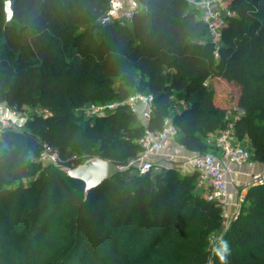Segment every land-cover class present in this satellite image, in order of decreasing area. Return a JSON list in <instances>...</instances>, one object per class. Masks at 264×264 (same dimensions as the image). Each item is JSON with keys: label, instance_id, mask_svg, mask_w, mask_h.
<instances>
[{"label": "trees", "instance_id": "1", "mask_svg": "<svg viewBox=\"0 0 264 264\" xmlns=\"http://www.w3.org/2000/svg\"><path fill=\"white\" fill-rule=\"evenodd\" d=\"M138 1L131 19L97 26L110 0H14L10 25L0 0V101L36 110L0 131V250L37 262L66 242L54 264H264V181L247 186L211 250L222 212L196 173L129 164L168 116L189 150L220 155L210 136L231 124L264 163V0H228L218 45L189 0ZM134 91L153 96L146 124L127 107ZM44 143L60 164L36 158ZM86 152L117 168L85 196L63 168Z\"/></svg>", "mask_w": 264, "mask_h": 264}, {"label": "built area", "instance_id": "2", "mask_svg": "<svg viewBox=\"0 0 264 264\" xmlns=\"http://www.w3.org/2000/svg\"><path fill=\"white\" fill-rule=\"evenodd\" d=\"M189 2L202 9V19L206 24L209 37L220 39L226 18L235 14L234 10L229 6L228 0H189ZM140 9L141 5L138 0H128V2L125 0H110L106 14L112 20H129ZM126 104L128 109L137 114L142 122L146 124L154 106V99L150 93L134 91L126 99ZM115 105H117V102L113 101L103 105L92 104V113H102ZM20 117V113L13 109H10L7 115L0 113V131ZM175 133L176 128L169 116L164 119L161 129L156 131L147 129L139 140L141 151L136 158L129 161V164L135 166L139 173L150 171L155 167L156 158L169 145L171 148L169 158H178L182 163L190 166L197 175L196 184L204 190L205 198L215 201L221 207L222 224H226L227 205L230 195L229 182L226 178L229 170L227 161L243 163L249 159L250 151L238 141L233 133L231 124H228L214 139V144L222 151L220 155L208 151L187 154L186 148L175 141ZM38 159L56 165L62 162L57 149L48 143L42 144ZM259 176L254 175L253 178L255 179ZM238 207L239 204L234 216L238 211ZM218 237L215 236L210 240L211 250L215 248ZM206 264H211V262L208 261Z\"/></svg>", "mask_w": 264, "mask_h": 264}, {"label": "crops", "instance_id": "3", "mask_svg": "<svg viewBox=\"0 0 264 264\" xmlns=\"http://www.w3.org/2000/svg\"><path fill=\"white\" fill-rule=\"evenodd\" d=\"M128 2V0H125ZM238 113L241 114L242 110L237 109ZM10 112V108L2 101H0V113L7 115ZM233 115L231 116L234 118ZM217 136H210V141L214 143V139ZM187 154H192L194 151L185 149ZM171 153L170 146H166L161 152L160 156L156 158L155 169H159L161 167H175L180 169L183 172L191 173L193 172L190 166L186 163H182L178 158L170 159L169 154ZM228 164V172L226 174V178L229 182V202L227 205V218L226 224H223V230H225L230 224L231 220L234 217V214L237 210L238 204H240L243 195L246 192L247 186L251 183H257L264 181V163L259 161H252L247 159L243 163H235L227 161ZM254 175H260L258 178H253Z\"/></svg>", "mask_w": 264, "mask_h": 264}, {"label": "water", "instance_id": "4", "mask_svg": "<svg viewBox=\"0 0 264 264\" xmlns=\"http://www.w3.org/2000/svg\"><path fill=\"white\" fill-rule=\"evenodd\" d=\"M14 0H5L4 10L6 16V25H10L14 19L13 14ZM112 19L108 14H104L99 17L94 24L97 26L110 23ZM110 162L108 159L93 156L84 162L74 167H64L63 170L68 176L74 179H79L84 183V195L102 184V182L108 177Z\"/></svg>", "mask_w": 264, "mask_h": 264}, {"label": "rangeland", "instance_id": "5", "mask_svg": "<svg viewBox=\"0 0 264 264\" xmlns=\"http://www.w3.org/2000/svg\"><path fill=\"white\" fill-rule=\"evenodd\" d=\"M199 14L202 16V9L199 8ZM214 42L218 45L220 43V39H213ZM174 102H176V100H174ZM179 106L176 105L175 108H178ZM11 109V108H10ZM35 110V108L29 107V106H25L24 109L22 111H20V118L18 120H16L14 123H11L9 126H16L17 124H22L26 117L30 114H32ZM93 111V106H92V102H87L85 103L82 107L78 108L76 110L77 114H79L80 116H83V118H90L91 114ZM245 148H247L245 143H241ZM93 156H97V155H92L89 152L83 153L81 155L82 159L87 160ZM38 159V157H36ZM39 160V159H38ZM43 164H49L47 161H41ZM117 168V166H115L114 164H112L110 162V166H109V174L112 173L115 169ZM157 169H155V167H153L151 169L152 172L156 171ZM223 227L219 230L218 232V236H220V234L223 232ZM66 242L63 243L62 247L59 249H56L52 255L51 258L48 260H41V261H31V260H27L23 255H21L20 253H18L17 251H6L0 250V264H54V261H56V259H60L61 257H63V255L65 254V248H66Z\"/></svg>", "mask_w": 264, "mask_h": 264}]
</instances>
